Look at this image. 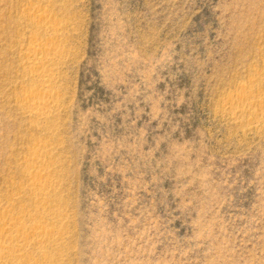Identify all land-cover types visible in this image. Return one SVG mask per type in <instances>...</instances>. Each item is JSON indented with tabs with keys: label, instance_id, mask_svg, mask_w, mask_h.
<instances>
[{
	"label": "rangeland",
	"instance_id": "rangeland-1",
	"mask_svg": "<svg viewBox=\"0 0 264 264\" xmlns=\"http://www.w3.org/2000/svg\"><path fill=\"white\" fill-rule=\"evenodd\" d=\"M34 41L63 52L46 122L21 105ZM242 92L264 100V0H0V212L31 211L14 194L40 143L61 264H264V114H235Z\"/></svg>",
	"mask_w": 264,
	"mask_h": 264
},
{
	"label": "bare ground",
	"instance_id": "bare-ground-1",
	"mask_svg": "<svg viewBox=\"0 0 264 264\" xmlns=\"http://www.w3.org/2000/svg\"><path fill=\"white\" fill-rule=\"evenodd\" d=\"M41 16L40 19L44 21V24L41 26L38 22L39 20L37 21L39 24L37 27L38 31L40 32L42 29L44 33L50 35L53 39L61 38V28L50 25L49 21L47 22V19H50V17L46 14H42ZM34 18L36 17L34 16ZM34 18L33 20L36 21ZM45 44L42 46L43 44L40 45L36 41L32 42L30 44L31 51L25 57L26 65L28 66L27 70L32 75L30 77L37 84V88L35 91H29V95H25L26 97L22 99L23 104L21 105H23L22 107L27 116L34 117L37 122L42 120L44 122L48 121L56 110L55 106L57 102L54 100L56 97L54 98V94H52L56 83L54 77L55 70L53 68L57 65L56 63L61 61L63 53L60 54L59 46H56L57 43L56 45L49 42ZM247 92L249 93V91ZM231 103L234 106L230 109L235 114H246L255 105L262 107L261 112L264 114V100L262 98L257 100L246 92L239 93ZM262 113L260 114L262 115ZM257 121L258 119L249 125L253 126ZM261 124L263 126V123ZM50 148L48 145L40 146L39 143L35 148L30 150L29 158L25 159L27 168L23 171V174L29 177V183L25 185L26 187L18 191L16 190L17 192L14 194L16 198L27 194L32 195L36 200L33 203L34 205H32L33 207H31V211L28 214H25V211L24 214H21L22 212L14 214L10 210H2L0 212V264H61L62 258L60 253L61 249H64L63 246L65 244L63 242L65 236L68 234L69 227L68 224L63 222H59L60 225L52 224L49 220H46V217L52 214L60 219L59 217H63L65 214L62 211L60 203L57 201L48 199L47 197L40 201L41 197L48 196L57 189V185L53 181L45 179V177L53 175H49V170L53 166L52 160L44 159V154L48 153L49 155Z\"/></svg>",
	"mask_w": 264,
	"mask_h": 264
}]
</instances>
